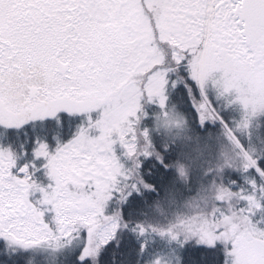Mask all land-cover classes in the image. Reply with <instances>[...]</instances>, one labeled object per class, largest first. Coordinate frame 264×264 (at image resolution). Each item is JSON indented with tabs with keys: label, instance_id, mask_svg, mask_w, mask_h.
<instances>
[{
	"label": "snow or ice",
	"instance_id": "snow-or-ice-1",
	"mask_svg": "<svg viewBox=\"0 0 264 264\" xmlns=\"http://www.w3.org/2000/svg\"><path fill=\"white\" fill-rule=\"evenodd\" d=\"M142 48L160 60L142 73L145 79L164 67V89L171 83L183 92L200 130L214 121L227 127L213 103L223 97H208L205 75L222 73L224 90L246 76L264 84V0H0V112L11 109L19 117L0 120V129L10 134L29 123L62 128L61 113L79 121L67 140L37 133L18 148L0 143V244L9 225L59 210L60 200L81 195L73 193L76 185L92 187L90 176L73 179L68 170L98 166L116 153L113 112L129 79L121 57ZM167 66L182 74L179 81ZM174 158L164 152L161 160L141 162L152 193L167 183ZM255 164L249 169L255 176L246 181L252 193L239 189L244 247L236 241V218L221 209L210 235L179 245L178 264H264V227L253 219L264 208V159ZM41 173L46 183L36 179ZM37 193L40 211L32 199ZM139 197L133 192L129 200ZM0 264H6L2 256ZM78 264L88 261L78 258Z\"/></svg>",
	"mask_w": 264,
	"mask_h": 264
},
{
	"label": "trees",
	"instance_id": "trees-1",
	"mask_svg": "<svg viewBox=\"0 0 264 264\" xmlns=\"http://www.w3.org/2000/svg\"><path fill=\"white\" fill-rule=\"evenodd\" d=\"M155 55L159 57V53ZM159 63L160 60L155 64ZM164 70L161 67L153 74H162ZM167 70L172 80H180L182 74L174 67L167 66ZM144 71L129 76L127 83L140 91L137 109L122 123L126 134L114 135L116 155L125 175L118 177L106 195L94 200L97 217L91 236L88 227L95 222L83 224L79 233L75 230L62 236L63 244L55 249L43 245L23 247L6 238L0 244V256L6 264H78V258L87 259L88 264H178L179 245L210 235L219 223H214V214L223 208L228 212L224 204L237 200L239 210L244 207L239 189L252 193L246 181L255 176L254 171H249L255 168L245 167L234 159L233 143L238 142L254 162L264 159V103L230 101V97L222 95V99H213V103L218 104L217 111L222 112L227 127L214 121L209 128L200 130L183 92L169 83L166 90L162 87L164 102L158 103L157 98L148 94L145 84L150 77L145 79ZM206 89L209 98L218 93L217 89H211L210 83ZM60 115L64 119L62 128L55 124L29 123L10 134L0 129V143L18 148L29 144L37 133L41 139L55 133L67 140L79 121L67 119L65 113ZM122 139L130 141V149ZM164 152L173 153L175 158L168 165L171 171L167 183L152 193L151 185L143 180L140 164L149 157L161 160ZM148 171L143 169L145 174ZM36 179L45 180L42 173ZM133 192L140 193L139 199L129 200ZM255 196L260 199V192H255ZM235 218L237 241L245 235L246 218ZM253 219L264 227V208ZM111 220L114 228L98 245L96 254L86 255L99 230Z\"/></svg>",
	"mask_w": 264,
	"mask_h": 264
},
{
	"label": "rangeland",
	"instance_id": "rangeland-1",
	"mask_svg": "<svg viewBox=\"0 0 264 264\" xmlns=\"http://www.w3.org/2000/svg\"><path fill=\"white\" fill-rule=\"evenodd\" d=\"M124 61V70L129 73V76L134 72L141 73L148 67L159 61V57L155 55L153 49L142 48L135 49L130 54L121 57ZM222 73L218 70H209L205 75V84L210 83L211 89H217L221 95L230 97V101L241 100L242 102L258 101L264 103V84H261L258 78L246 76L237 84L224 90L222 87ZM148 94L154 98H157V102L162 104L164 97L162 96L163 87V75L156 73L150 76L145 84ZM139 89L135 85L126 84V92L123 97L121 105L113 112V123L116 126V132H120L121 136L126 134L125 127H122V123L129 119V116L137 109L139 100ZM19 119L18 114L11 110L5 109L0 112V120L9 123H15ZM123 144L127 149H130L131 143L128 139H122ZM234 153L231 154L236 161H241V164L245 167L255 168V162L246 151L234 141ZM98 166H91L87 169H69L68 174L73 179H80L83 176H90L89 183L92 185L87 191L81 186L76 185L73 187V193H81L80 196L74 200L63 199L59 201V210L48 211L47 215L41 217H35L33 221L21 222L20 224L9 225L5 229L6 238L13 244L21 245L23 247H33L38 245L47 246L55 249L63 244L61 242L62 236H68L73 231H80V227L83 224H90L96 221L97 207L95 201L100 195H106L109 190L113 188V183L118 180V177H123L122 166L120 165L119 157L113 153H109L108 159H100L97 161ZM46 183V179L43 181ZM37 196H33V201L37 202ZM236 201V202H235ZM226 203V200L224 201ZM227 207L229 216L240 217L245 220V217L239 213L237 207V200L231 201L229 204H224ZM225 209V208H223ZM241 209V208H240ZM37 211H40L39 203L37 202ZM239 218V219H240ZM241 221V220H240ZM246 221V220H245ZM81 224V225H79ZM79 225V226H77ZM55 230H53V227ZM77 226V227H76ZM96 226L88 227V233L91 236ZM112 227L114 228V222L112 220L103 226L97 234L96 242H91L85 252L88 256H94L96 254L98 245L104 242ZM77 233V234H78ZM52 241H55L53 244ZM245 235L239 237L237 242L240 243V247H244ZM51 242V243H48ZM86 247V246H85ZM85 250V248H84ZM42 252H46L43 250ZM84 254V253H83Z\"/></svg>",
	"mask_w": 264,
	"mask_h": 264
}]
</instances>
